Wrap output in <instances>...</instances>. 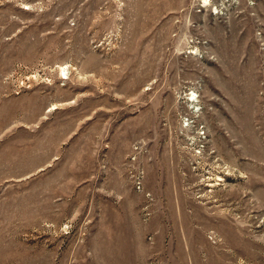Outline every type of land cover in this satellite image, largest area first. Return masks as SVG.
<instances>
[{
	"label": "rangeland",
	"instance_id": "374dc122",
	"mask_svg": "<svg viewBox=\"0 0 264 264\" xmlns=\"http://www.w3.org/2000/svg\"><path fill=\"white\" fill-rule=\"evenodd\" d=\"M0 264H264V0H0Z\"/></svg>",
	"mask_w": 264,
	"mask_h": 264
},
{
	"label": "bare ground",
	"instance_id": "6f19581e",
	"mask_svg": "<svg viewBox=\"0 0 264 264\" xmlns=\"http://www.w3.org/2000/svg\"><path fill=\"white\" fill-rule=\"evenodd\" d=\"M65 70H63V72H64Z\"/></svg>",
	"mask_w": 264,
	"mask_h": 264
}]
</instances>
